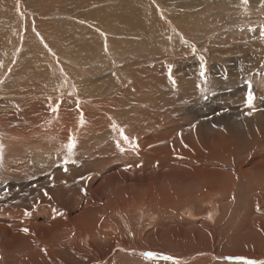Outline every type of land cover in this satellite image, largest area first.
<instances>
[{
    "label": "rangeland",
    "instance_id": "1",
    "mask_svg": "<svg viewBox=\"0 0 264 264\" xmlns=\"http://www.w3.org/2000/svg\"><path fill=\"white\" fill-rule=\"evenodd\" d=\"M263 134L264 0H0V264L264 261Z\"/></svg>",
    "mask_w": 264,
    "mask_h": 264
},
{
    "label": "bare ground",
    "instance_id": "2",
    "mask_svg": "<svg viewBox=\"0 0 264 264\" xmlns=\"http://www.w3.org/2000/svg\"><path fill=\"white\" fill-rule=\"evenodd\" d=\"M1 1H3V0H1ZM9 1V0H8ZM22 1V0H21ZM36 2V1H35ZM40 2H42V1H40ZM58 6H60V5H58ZM57 6V7H58ZM191 6H193V5H191ZM44 7H46V6H44ZM30 8V7H29ZM48 8V7H47ZM67 8V7H66ZM3 9H4V7H3ZM34 9V8H33ZM24 10H25V8H24ZM31 10H32V8H31ZM7 11V10H6ZM4 12H5V9H4ZM18 12V11H17ZM35 12V11H34ZM2 13V12H1ZM9 13V12H8ZM27 13V12H26ZM26 13H23V15H25ZM31 14H33V13H31ZM26 15H28V14H26ZM42 15V12H37L36 11V13H35V16H37V17H39V16H41ZM19 16V15H18ZM21 16V15H20ZM25 17V16H24ZM27 18V17H26ZM29 18H30V16H29ZM107 19V18H106ZM108 19H109V17H108ZM2 20V19H1ZM37 21H39V19H37ZM17 22V21H16ZM41 22V21H40ZM47 23V22H46ZM42 24H43V22H42ZM56 24V23H55ZM36 25V24H35ZM40 25V23L38 24V26ZM31 26V25H30ZM51 26V25H50ZM8 27V26H7ZM31 28V27H30ZM29 28V29H30ZM66 28V30H70L69 28H67V27H65ZM16 29V28H15ZM27 29H28V27H27ZM42 29V28H41ZM58 29V28H57ZM21 30V29H20ZM31 30H32V28H31ZM31 30H29V31H31ZM47 30V29H46ZM16 31H18V30H16ZM38 31V30H37ZM100 31H102V30H100ZM55 32V31H54ZM35 33V32H34ZM106 33V32H105ZM40 34V33H39ZM38 34V35H39ZM60 34V33H59ZM29 35V34H28ZM31 35V34H30ZM33 35V34H32ZM57 35V34H56ZM64 36V35H63ZM27 37V36H26ZM30 37V36H29ZM33 37V36H32ZM26 40V39H25ZM37 40V39H36ZM43 40V39H42ZM70 40V39H69ZM67 38H63L62 39V41L63 42H65V43H69L70 44V41H69ZM60 41V40H59ZM72 42H73V40H71ZM28 42V41H27ZM26 42V43H27ZM38 42V41H37ZM54 43V42H53ZM60 43V42H59ZM39 44V43H38ZM49 44V43H48ZM47 45V44H46ZM48 47V46H47ZM50 47V46H49ZM54 49V48H53ZM53 51V50H52ZM62 51V50H61ZM110 51V50H109ZM38 53V52H37ZM34 54H36L35 52H34ZM39 55V54H38ZM63 58V57H62ZM66 58V57H65ZM69 58V57H68ZM70 59H72V57L70 58ZM65 60V59H64ZM74 59H72V61H73ZM77 60V59H76ZM67 61V60H66ZM65 61V62H66ZM67 63V62H66ZM66 65V64H65ZM44 70V69H43ZM84 72V71H83ZM144 76V75H143ZM234 76V75H233ZM101 88V87H100ZM97 93V92H96ZM164 94V93H163ZM163 94H161V95H163ZM167 96V95H166ZM192 96V95H191ZM194 96V95H193ZM158 98H159V101L160 102H162L164 99H165V97L164 96H161V97H159V95L156 97V100H158ZM193 100V99H192ZM191 100V101H192ZM165 101V100H164ZM169 102V101H168ZM189 103H191V102H189ZM164 107H168V106H164ZM100 108V107H99ZM98 108V109H99ZM192 109V108H191ZM257 115H259V114H257ZM60 117V116H59ZM61 118V117H60ZM256 118V117H255ZM258 118V117H257ZM256 118V119H257ZM251 119V118H250ZM260 120V119H259ZM257 121V120H256ZM256 124H257V122H255ZM99 126V125H98ZM106 126V125H105ZM110 126V125H109ZM258 126V125H257ZM261 127V126H260ZM252 128H254V130H255V126L253 125V124H250V123H248L247 121H246V124H245V128H241L235 135V138H233V141H234V144L240 149V150H242L243 151V147L245 148V151H247V150H249V148H250V146H252L254 143H255V141L257 140V138L254 136V134H253V129ZM103 129V128H102ZM95 130V129H94ZM97 130H99V129H97ZM233 131V130H232ZM258 131H260V130H258ZM263 131V130H262ZM102 132V131H101ZM263 136H264V134H263ZM152 138V137H151ZM103 140V139H102ZM263 143V142H262ZM110 148V147H109ZM239 149H235V151L236 152H240V150ZM244 152V151H243ZM226 153V152H225ZM154 156V155H153ZM245 156V155H244ZM241 158V159H240ZM242 160H243V157H241V153H240V157L239 158H237L236 159V161L234 162L233 160H231V161H228L227 163H231V162H234V164H235V169L237 170V168H238V166H239V164H240V169H242L241 168V166L244 164V161L242 162ZM27 166V165H26ZM84 177H85V175H84ZM63 178V177H62ZM80 179V178H79ZM90 178H88V177H85V180H83L82 181V183H86L84 186H81V187H79V190L80 191H82V190H85L86 188H85V186L87 185V183H88V180H89ZM72 180V179H71ZM90 182V181H89ZM67 183V182H66ZM68 185V184H67ZM248 191V190H247ZM32 193H33V191H32ZM249 194V193H248ZM28 196H29V194H28ZM38 196H39V193H37L36 194V198H31V201H30V203H32V205H35V204H37V203H39L41 200H39L38 199ZM48 197V196H47ZM56 197V196H55ZM30 198V197H29ZM44 200H46V199H44ZM250 200V199H249ZM119 201V200H118ZM18 202V201H17ZM26 202V201H25ZM29 203V204H30ZM238 204V203H237ZM251 204V203H250ZM118 210V209H117ZM116 211V210H115ZM83 214V213H82ZM114 216V215H113ZM82 224V223H81Z\"/></svg>",
    "mask_w": 264,
    "mask_h": 264
},
{
    "label": "snow or ice",
    "instance_id": "3",
    "mask_svg": "<svg viewBox=\"0 0 264 264\" xmlns=\"http://www.w3.org/2000/svg\"><path fill=\"white\" fill-rule=\"evenodd\" d=\"M248 0H245V3H247ZM204 75V72L202 71L201 72V76ZM252 101H253V96L251 94V92L248 94V104L249 106L251 107L252 105ZM57 109H53V111H56ZM125 139H127V137H125ZM75 145H76V141H75V138L73 137L71 142L68 143L66 145V147L68 148L69 152H71L74 148H75ZM47 195V193H45ZM22 231H24L25 233H27L29 231V229L27 228H24L22 229ZM149 255H155V254H152V253H149ZM163 259H166V260H170L172 259V257L170 256H164ZM235 259H240V260H244V264H264V261H256V260H250V259H246V258H243V257H237Z\"/></svg>",
    "mask_w": 264,
    "mask_h": 264
}]
</instances>
